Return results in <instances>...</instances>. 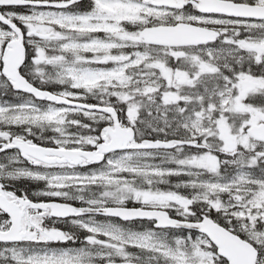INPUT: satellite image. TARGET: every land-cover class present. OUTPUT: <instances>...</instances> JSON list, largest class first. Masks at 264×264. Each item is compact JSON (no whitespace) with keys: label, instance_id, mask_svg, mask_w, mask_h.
<instances>
[{"label":"snow or ice","instance_id":"6c2138e0","mask_svg":"<svg viewBox=\"0 0 264 264\" xmlns=\"http://www.w3.org/2000/svg\"><path fill=\"white\" fill-rule=\"evenodd\" d=\"M0 264H264V0H0Z\"/></svg>","mask_w":264,"mask_h":264}]
</instances>
